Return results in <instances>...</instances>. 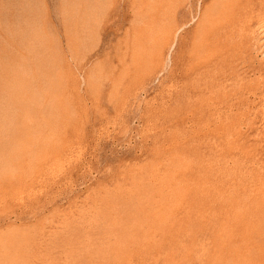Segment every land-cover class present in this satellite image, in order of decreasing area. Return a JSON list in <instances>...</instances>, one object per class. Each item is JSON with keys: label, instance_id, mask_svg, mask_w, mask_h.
<instances>
[{"label": "rangeland", "instance_id": "rangeland-1", "mask_svg": "<svg viewBox=\"0 0 264 264\" xmlns=\"http://www.w3.org/2000/svg\"><path fill=\"white\" fill-rule=\"evenodd\" d=\"M263 28L264 0H0V264H264Z\"/></svg>", "mask_w": 264, "mask_h": 264}, {"label": "bare ground", "instance_id": "bare-ground-1", "mask_svg": "<svg viewBox=\"0 0 264 264\" xmlns=\"http://www.w3.org/2000/svg\"><path fill=\"white\" fill-rule=\"evenodd\" d=\"M256 28H258V26H257ZM260 28H261V27H260ZM263 29H264V28H263ZM255 30H258V29H255ZM260 31H261V30H260ZM263 34H264V33H263ZM260 36H261V35H260ZM260 36H259V37H260ZM255 41H256V40H255ZM258 43H259V41H258ZM263 54H264V53H263ZM262 59H263V57H262ZM263 104H264V103H263ZM0 109H1V108H0ZM231 138H232V137H231ZM58 162H59V161H58ZM58 162H57V160H56V163H58ZM59 166H60V165H59ZM59 166H58V167H59ZM207 241H208V240H207ZM204 244H205V243H204ZM200 247H201V246H200ZM204 247H205V246H204ZM204 247H203V248H204ZM198 248H199V247H198ZM202 253H203V252H202ZM200 254H201V253H200ZM127 262H128V261H127Z\"/></svg>", "mask_w": 264, "mask_h": 264}]
</instances>
